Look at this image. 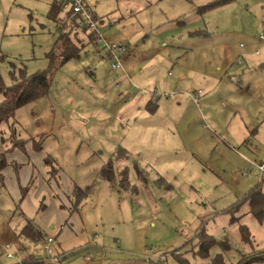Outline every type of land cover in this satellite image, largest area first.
<instances>
[{
  "label": "rangeland",
  "instance_id": "rangeland-1",
  "mask_svg": "<svg viewBox=\"0 0 264 264\" xmlns=\"http://www.w3.org/2000/svg\"><path fill=\"white\" fill-rule=\"evenodd\" d=\"M52 1L0 0L6 85L20 70L30 75L48 66L56 37L47 18ZM85 1L104 38L129 48L120 57L124 71L110 72L101 47L88 45L55 71L49 96L1 124L3 150L13 146L12 134L21 147L6 153L0 172V246L9 244L13 254L0 247V264H20L26 255L43 261L30 264H178L175 253L206 264L220 251L212 248L204 261L193 256L200 229L230 242L227 264L252 246L264 252V223L240 207L247 245L225 213L262 181L253 161L264 155V0H232L198 15L192 8L213 0ZM200 29L206 37L184 39ZM106 164L111 182L99 179ZM75 187L92 189L77 212ZM27 220L45 238L60 229L71 238H56L46 251L45 239L20 235Z\"/></svg>",
  "mask_w": 264,
  "mask_h": 264
},
{
  "label": "trees",
  "instance_id": "trees-1",
  "mask_svg": "<svg viewBox=\"0 0 264 264\" xmlns=\"http://www.w3.org/2000/svg\"><path fill=\"white\" fill-rule=\"evenodd\" d=\"M231 1L232 0H213V2L199 6L196 9V12L200 14L209 12L214 8L227 5ZM69 15V11L63 8V2L61 0H53V2L50 4L47 12V18L55 24L56 37L52 43L53 45L51 49L45 55L46 59L48 60V66L45 68V70L31 73L30 75H26L22 70H20L18 77H13L12 83L10 85H6L4 83L3 77H1L0 74V126L2 123L8 122L11 118H13L18 109L45 99L47 96H49L55 71L60 69L66 63L79 59L81 52L86 48V46L93 44L94 37L92 31L90 32L87 28L78 29L72 22L69 23L67 21ZM94 20L97 22L95 15ZM194 35L197 34L195 33ZM4 58V56H1V59ZM13 136L14 134L9 136L13 146L9 149L3 150L5 149L3 148V145L5 144L6 139H4L2 134L0 135V172L7 165L6 153L19 146L21 147L19 142L16 141V138ZM125 152L126 151L124 150H120L119 153H122L123 155ZM44 162L50 163V160L45 159ZM121 174L122 188L127 190L130 185L127 181L126 170H123ZM112 176V166H110V164L104 165L100 171L99 179L111 182ZM138 180L144 181V178L142 177ZM159 181L162 180L159 179ZM158 186L160 187V185ZM91 191L92 189L90 187L85 189H79L78 187H75L71 191L70 195L74 198V202L71 205V210L73 212H77L79 210L82 201L87 196H89ZM243 204L246 205V213L250 217H252L257 223H264L263 181L258 182L255 186H253V188L250 189L248 194L245 195L241 201L235 202V204L225 211V213L230 216V224H237L238 226L239 240H241V242L244 244L250 245L252 242L250 231L246 225L239 223V220L242 216H239L238 213L240 212V207L243 206ZM20 231V235L22 237L33 243L42 239H46L42 230H40L38 226H34L29 220H27V223L22 226ZM60 231L56 236L53 237L54 240L58 237ZM191 242L193 256H197L203 261L210 258L209 253L212 248H218L220 253L215 254L214 257L210 258V262L206 264H227L223 254L229 252L231 246L230 242L226 238L221 239V241H217L213 239L212 236L207 234L204 229H200L195 235V239ZM173 257L178 262V264H194L185 257H182L180 253L173 254ZM166 258L167 257L162 256L160 260H164ZM20 262V264H30L42 263L43 261L42 259H34L33 256L26 255L21 258ZM260 262H264V252L255 251L252 246L250 247V252L247 254H240V258L234 264H257Z\"/></svg>",
  "mask_w": 264,
  "mask_h": 264
},
{
  "label": "built area",
  "instance_id": "built-area-1",
  "mask_svg": "<svg viewBox=\"0 0 264 264\" xmlns=\"http://www.w3.org/2000/svg\"><path fill=\"white\" fill-rule=\"evenodd\" d=\"M63 2V8L69 11L70 15L68 17V22H72L78 29L87 28L93 34V46L95 48L101 47L105 53V57L110 59L109 71L114 72L116 70H122V61L121 56L126 52V45L122 44L116 46L113 43H110L107 39L104 38L100 32V28L97 26V22L94 20V14L89 9L88 5L84 0H61ZM262 38V36L260 37ZM123 96L121 95V98ZM196 96L193 98L195 101ZM257 169L260 174H264V164H258ZM54 242L53 237H48L44 242V249L49 251ZM3 250V253L6 254L8 258H12L13 254L11 253V247L9 244L0 246Z\"/></svg>",
  "mask_w": 264,
  "mask_h": 264
},
{
  "label": "crops",
  "instance_id": "crops-1",
  "mask_svg": "<svg viewBox=\"0 0 264 264\" xmlns=\"http://www.w3.org/2000/svg\"><path fill=\"white\" fill-rule=\"evenodd\" d=\"M53 2V1H52ZM86 2V1H85ZM50 5V4H49ZM88 5V4H87ZM192 5V4H191ZM88 7H89V5H88ZM199 7V6H198ZM198 7H193L192 8V12L193 13H195V11H196V9L198 8ZM89 9L93 12V10H92V8L91 7H89ZM94 13V15L96 16V14H95V12H93ZM195 14H200V13H195ZM96 18H97V16H96ZM98 19V18H97ZM101 19V18H100ZM99 19V21L100 22H102V20H100ZM181 25L182 26H185L184 25V23H181ZM197 34V35H194V34ZM185 34V33H184ZM202 36H204V37H206L207 36V34H203V32H202V30L200 29V30H188L187 32H186V34H185V40L186 41H189V39H198L199 37H202ZM105 39H107V40H109L107 37L105 38ZM229 39H227V41H228ZM185 41V42H186ZM120 44H123V43H120ZM182 44V42H180L177 46H179V47H181L180 45ZM125 45V44H124ZM166 47V46H165ZM175 48V47H174ZM127 49H129L128 47H127ZM182 50H185V49H182ZM184 53H186V50L184 51ZM183 53V54H184ZM162 62V60H157V61H155V63H161ZM146 64H150V62L149 61H146ZM230 64V63H229ZM229 64H224L223 66H222V68H225L227 65H229ZM233 68V66L231 65V69ZM236 69H238V68H236ZM123 71H124V69L122 70V73H123ZM155 71H156V69H154V71H153V73H155ZM239 70H236L235 72H238ZM148 72V77L146 78L147 80H149V79H151V77H152V72H150L149 70L147 71ZM140 73H141V81H144V79H145V76H144V74L145 73H143L142 71H140ZM178 74H181V71H179L178 70ZM226 75L228 76L229 74H227L226 73ZM229 77V76H228ZM231 78V77H230ZM230 78H227V80H228V82H230L229 80H230ZM223 82V80H220L219 82H217L218 83V86H219V84H221ZM142 95H144L143 97L145 98V96H147L146 94H142ZM120 95H118V99H123V97L122 98H120L119 97ZM147 99V98H146ZM205 101H207V99H204V102ZM142 103H143V99H142ZM144 104V103H143ZM172 109H173V112L176 114V116H175V118L173 119V121H175V122H177L178 123V125L177 126H179L180 125V123H181V119L179 118V114L177 113V111H178V109H179V105H176L175 107H172ZM157 112V111H156ZM156 112H155V114H156ZM210 112H213L212 110H210ZM145 113H147L146 112V109H144V107H143V115H145ZM147 114H149V113H147ZM155 114L154 115H150L151 116V118H154L155 117ZM214 114H215V111H214ZM144 123H146L147 124V122L144 120ZM172 124H173V126H174V123L172 122ZM149 125V129H155V127H157L158 125L157 124H148ZM245 137H243V139H244ZM242 139V140H243ZM251 153V152H250ZM251 155L253 156V154L251 153ZM254 157V156H253ZM257 159V161H253L254 163H260V164H263L264 163V155L263 156H261L260 158H256ZM247 163L249 164V161H248V157H247ZM254 166H255V168H257L256 167V165L254 164ZM258 170V169H257ZM260 177L262 178V181L264 182V176L263 175H260ZM58 234V233H57ZM56 234V235H57ZM57 238H59L62 242H66V240H68V239H70L71 238V236H69V234L67 233V231H64V230H61L60 231V233H59V235H58V237ZM56 239V238H55ZM74 242H75V240H74ZM55 258V257H54Z\"/></svg>",
  "mask_w": 264,
  "mask_h": 264
}]
</instances>
